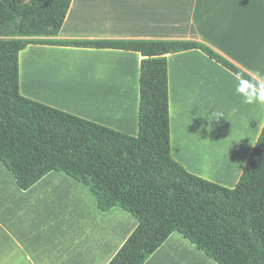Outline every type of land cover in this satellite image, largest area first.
Instances as JSON below:
<instances>
[{
	"label": "crops",
	"instance_id": "1",
	"mask_svg": "<svg viewBox=\"0 0 264 264\" xmlns=\"http://www.w3.org/2000/svg\"><path fill=\"white\" fill-rule=\"evenodd\" d=\"M34 40L194 42L264 82V0H72L58 36ZM80 58L87 64L76 65ZM141 59L116 49L29 45L19 53V92L137 137ZM166 61L171 157L190 174L234 188L262 131L264 103L244 104L236 93L244 81L199 50ZM33 79L53 94L33 90ZM61 86L72 100L106 106L109 118L56 100ZM213 111L224 113L210 123ZM136 226L120 208L101 212L89 188L62 172L22 191L0 162V264H108ZM144 264L216 263L174 232Z\"/></svg>",
	"mask_w": 264,
	"mask_h": 264
},
{
	"label": "trees",
	"instance_id": "2",
	"mask_svg": "<svg viewBox=\"0 0 264 264\" xmlns=\"http://www.w3.org/2000/svg\"><path fill=\"white\" fill-rule=\"evenodd\" d=\"M72 0H0V162L26 191L62 172L97 208L137 226L108 264H144L173 234L216 264H264V125L236 186L187 172L170 155L166 55L199 50L242 81L257 82L209 47L181 41H40L58 36ZM139 53L137 137L23 97L19 53L29 45Z\"/></svg>",
	"mask_w": 264,
	"mask_h": 264
},
{
	"label": "bare ground",
	"instance_id": "3",
	"mask_svg": "<svg viewBox=\"0 0 264 264\" xmlns=\"http://www.w3.org/2000/svg\"><path fill=\"white\" fill-rule=\"evenodd\" d=\"M59 69H60V71H63L62 68H59ZM30 86H31V88L33 90H35L37 92H40L42 94H50V95L53 94V92H51L46 86H44L43 84H41L36 79H33V81L30 82ZM62 87L63 86H61V88H56V90L54 91L55 94L57 95V96H54L56 100H59V101H62V102H66V103L71 104L73 106L79 107L80 109H82L83 111H86V112L87 111H94V113H96L100 117L109 118L108 109H107L106 106H104L102 104L96 105V106H91V105H88L87 103H84L83 101H81V99L78 100V98H75V100H72L71 99V95H70V92L71 91H69V90H67L65 88H62ZM195 153H196V151H195ZM192 155H194V154H192ZM199 156L200 155H198V158H195V155H194L191 158H192V160L195 163H198V162H201L202 163L203 160L201 159V161H199V158H200ZM196 159H198V161ZM204 165H201V166L204 167Z\"/></svg>",
	"mask_w": 264,
	"mask_h": 264
},
{
	"label": "clouds",
	"instance_id": "4",
	"mask_svg": "<svg viewBox=\"0 0 264 264\" xmlns=\"http://www.w3.org/2000/svg\"><path fill=\"white\" fill-rule=\"evenodd\" d=\"M236 93L242 98L244 104L253 105L264 103V82L244 81V86L239 84L236 87ZM223 111H213L211 115H206L209 122L217 121ZM208 114V113H207Z\"/></svg>",
	"mask_w": 264,
	"mask_h": 264
},
{
	"label": "rangeland",
	"instance_id": "5",
	"mask_svg": "<svg viewBox=\"0 0 264 264\" xmlns=\"http://www.w3.org/2000/svg\"><path fill=\"white\" fill-rule=\"evenodd\" d=\"M81 59V58H80ZM74 60H76V58L74 59ZM81 60H83V61H74V63L76 64V65H83V63H85V64H87V59H84V58H82ZM73 63V64H74ZM78 63V64H77ZM194 162V161H193ZM207 164V163H206ZM206 168H208V167H206ZM209 169H211L210 167H209Z\"/></svg>",
	"mask_w": 264,
	"mask_h": 264
}]
</instances>
